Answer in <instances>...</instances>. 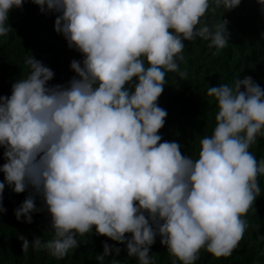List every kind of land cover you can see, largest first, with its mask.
<instances>
[{"label": "clouds", "instance_id": "obj_1", "mask_svg": "<svg viewBox=\"0 0 264 264\" xmlns=\"http://www.w3.org/2000/svg\"><path fill=\"white\" fill-rule=\"evenodd\" d=\"M26 2L0 0V36L11 31L12 9ZM30 2L56 14L55 31L82 59L70 62L76 75L51 85L53 69L29 55L28 75L0 95V215L7 185L19 197L32 189L14 210L17 220L32 223V213L45 209L51 216L52 238L20 234L23 252L44 248L63 259L95 226L96 234L125 243L139 264H152L157 236L172 264H194L202 248L231 256L249 226L242 217L261 195L264 158L249 149L264 137V88L250 75L207 88L218 111L198 158L158 134L168 115L158 98L171 74L187 79L179 67L185 41L200 37L217 52L227 46L228 21L201 18L241 0ZM257 2L264 11V0ZM113 251L121 249L105 242L96 259L103 264Z\"/></svg>", "mask_w": 264, "mask_h": 264}, {"label": "trees", "instance_id": "obj_2", "mask_svg": "<svg viewBox=\"0 0 264 264\" xmlns=\"http://www.w3.org/2000/svg\"><path fill=\"white\" fill-rule=\"evenodd\" d=\"M55 15L41 13L39 6L30 0L22 9H12L7 22L11 31L0 36V95H10L12 83L28 75L29 69L24 61L29 55L53 69L55 76L49 82L51 85L66 83L76 75L70 62L81 60L82 54L70 49L64 36L55 31ZM223 19L228 21L230 33L227 46L217 52L215 48L209 49L210 41L200 37L185 41L184 60L179 62V67L187 72V79L171 74L169 88L164 87L158 98L159 106L168 113L158 134L163 140L181 143L182 154L193 158L199 156L200 139L210 136L216 124L218 109L214 97L206 95L208 87L221 83L232 85L237 77L250 75L264 88V11L261 4L257 0H241V4L232 10L219 8L212 12L210 8L201 18V24L213 25ZM249 150L257 160L264 158V137L258 136ZM2 151L0 149V154ZM4 162L0 155V164ZM3 179V173H0V180ZM258 180L261 195L242 217L249 226L232 255L217 258L202 248L194 264H264V175L258 176ZM31 191L29 188L23 197H19L11 187H5L3 205L7 211L0 215V264H100L96 257L103 254L105 242L119 247L121 252L117 256L113 251L105 257L103 264H110L113 258L122 264H139L137 258L128 256L125 243L96 234L95 226L92 232L77 237L81 242L79 247L69 250L63 259L53 257L44 248L37 250L30 246L27 252H23L22 241L18 239L20 234L29 241L37 236L46 241L53 236L51 216L46 209L33 212L32 223L23 218L16 219L14 210ZM35 203L37 208L43 207L39 196ZM125 235L130 238L132 234ZM160 239L157 236L151 246L152 264H172L175 258L161 251L164 245ZM176 264L181 263L176 260Z\"/></svg>", "mask_w": 264, "mask_h": 264}, {"label": "bare ground", "instance_id": "obj_3", "mask_svg": "<svg viewBox=\"0 0 264 264\" xmlns=\"http://www.w3.org/2000/svg\"><path fill=\"white\" fill-rule=\"evenodd\" d=\"M165 88H166V86H165Z\"/></svg>", "mask_w": 264, "mask_h": 264}]
</instances>
